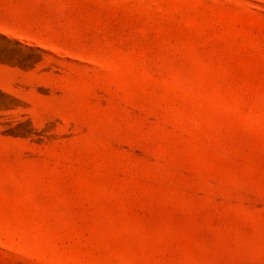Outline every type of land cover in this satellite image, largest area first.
<instances>
[{
	"label": "rangeland",
	"instance_id": "rangeland-1",
	"mask_svg": "<svg viewBox=\"0 0 264 264\" xmlns=\"http://www.w3.org/2000/svg\"><path fill=\"white\" fill-rule=\"evenodd\" d=\"M0 264H264V0H0Z\"/></svg>",
	"mask_w": 264,
	"mask_h": 264
}]
</instances>
